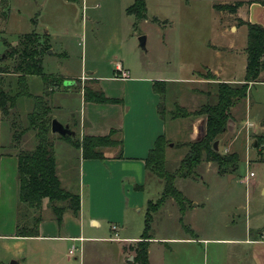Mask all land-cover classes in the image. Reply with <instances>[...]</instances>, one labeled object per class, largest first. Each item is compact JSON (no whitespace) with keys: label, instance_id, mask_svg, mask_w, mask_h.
Wrapping results in <instances>:
<instances>
[{"label":"rangeland","instance_id":"rangeland-1","mask_svg":"<svg viewBox=\"0 0 264 264\" xmlns=\"http://www.w3.org/2000/svg\"><path fill=\"white\" fill-rule=\"evenodd\" d=\"M146 1L147 17L140 18L127 12L133 0H1L0 55H5L9 45L18 43L20 34L36 32L47 41L50 49L43 56L44 73L64 78L63 84L57 86L52 96H48L54 116L62 123H67L71 114L77 118L84 114L82 89L88 85L96 86L87 77L100 79L97 82L100 88L101 84L109 89L120 87L121 82L110 81V77L120 74L118 64L126 71L130 70L132 75L194 79L187 84L166 80L169 89L165 96V112L170 139L166 157L168 168L173 170L188 150L183 144L204 134L206 116L173 119L171 113L177 111L178 106H184L191 112L207 101L200 90H215L214 86H210L212 83L201 81L208 77V68L222 79L243 78L248 36L246 29H240L238 11L229 13L215 6L236 0ZM232 26L234 29H231ZM143 36L145 46L141 45L140 38ZM4 59L7 60V57ZM11 63L9 59L0 65ZM0 77L6 90H18L16 75L2 74ZM28 84L32 94H43L45 83L42 76H29ZM251 101L253 108H250ZM33 106L32 97H22L15 109L4 117L2 142L6 151H12L13 129L20 131L25 127L27 114ZM232 112L235 118L230 119L228 131L218 141L221 153L238 154L237 169L221 174L215 162L203 161L193 175L178 177L176 185L192 201V205L183 214L179 203L174 198H168L153 213L152 235L244 237L250 228L252 235L257 231L264 233V134L257 128L264 122V83L254 85ZM11 122L15 126L13 129ZM194 122L202 128H196L201 135L198 138L190 136ZM250 128L253 129L247 136L246 130ZM76 133L80 137L81 130L76 129ZM54 134L58 173L64 185L71 188L73 182L79 181L76 162H70L71 153L77 149L60 139V134ZM36 144V133L29 130L21 137L17 147L32 149ZM259 144L261 146L258 147ZM250 172H254L255 176H250ZM144 189L139 210L132 209L128 213L130 234L142 232L148 201L160 198L163 182L151 176ZM47 201H44L45 215L52 212ZM197 204H200L199 207H196ZM107 236L110 237L109 234ZM107 243L112 249V243L107 241L99 242V246L104 247ZM85 244L88 245L89 255L91 242L86 241ZM196 246L198 249L194 250L191 264H238L239 254L247 252L249 245L211 243L206 250L201 247L203 245ZM14 247L21 250L22 245L1 240V259L8 261ZM67 250L68 246H65V253ZM179 251L180 255L173 253L166 256L168 264H185L188 249L179 248ZM151 255L155 264L165 260L158 243L152 245ZM76 256L78 258L71 260L80 264V253L76 252Z\"/></svg>","mask_w":264,"mask_h":264},{"label":"crops","instance_id":"crops-1","mask_svg":"<svg viewBox=\"0 0 264 264\" xmlns=\"http://www.w3.org/2000/svg\"><path fill=\"white\" fill-rule=\"evenodd\" d=\"M262 1L264 0H255L250 4L242 5L238 9V17L264 26V4L261 3ZM240 29L247 31L245 25H242ZM117 70L120 74L110 77V81L121 82L120 87L109 89L101 84V88L108 97L122 101L99 103L86 101L82 96L84 114L79 118L71 114L67 123L64 124L73 126L75 130L71 128L75 132L76 129H80V137L85 134L105 135L112 129H122L124 156L117 158L115 157V149H108L105 159H87L83 158L81 149L75 147L77 151L71 153L70 162H76L75 167L79 173L80 215L75 216L69 211L65 212L63 223L59 226L53 213L48 214L47 212L40 224L38 236L20 237L16 235L19 191L18 159L16 151L8 152L3 145V117L0 111V241L6 240L9 243H14V245H22L21 250L14 247L10 252L8 261L0 257V264H11V260L17 264H77L71 260L73 257L78 258L76 252H79L81 256L80 264H129V261L134 259L131 245L141 239L145 219L142 232L137 233L135 231L130 234L128 213L132 209L139 210L143 203V192L146 190L137 189L135 185L145 186L147 184L145 159L160 135L167 134L169 136V126L158 113L161 96L154 90V82L164 79L165 81L187 84L194 79L132 75L131 71H126L121 64L117 65ZM208 71L212 72L210 68ZM245 74L243 78L239 79H222L218 74L214 73L213 75L217 78L215 81L240 83L244 81ZM87 78L100 80L91 76ZM201 81L209 82L211 79L205 78ZM262 83L264 81L256 84ZM181 104L185 105L184 102ZM250 108H253L252 101ZM263 125L264 122H261L257 128L264 134ZM193 128L194 130L190 132L191 138L200 137L201 135L199 132L197 133L196 128L199 130L202 128L197 127L195 122ZM253 128L246 130L247 136ZM66 143L70 145L68 142ZM256 146L257 144H255ZM199 205L197 204L196 207ZM186 212H188V208L185 214ZM113 223L119 225L118 239L115 238V233L111 228ZM86 241L91 242L89 255ZM102 241L111 242L113 248L109 249L110 245L107 243V249L104 250L106 246H99V242ZM154 243H158L163 259L165 257L161 264H168L167 257L170 254L178 253L180 255L179 248L188 249L185 264H191V260L194 258V250L198 249L196 245H203L201 247L206 250L211 243L249 245L247 252L239 254L241 258L238 264H264V233L257 231L256 234L252 235L251 228L247 230L244 237L213 238L181 234L156 237L153 235L149 246V257L152 264H155L151 255V247ZM65 246H68L67 253H65ZM61 247L63 248L62 251L60 250ZM73 248H77L75 253L70 252ZM132 256L133 259H131Z\"/></svg>","mask_w":264,"mask_h":264},{"label":"trees","instance_id":"trees-1","mask_svg":"<svg viewBox=\"0 0 264 264\" xmlns=\"http://www.w3.org/2000/svg\"><path fill=\"white\" fill-rule=\"evenodd\" d=\"M255 0H236L233 3H220L215 5L220 11L236 13L242 5L252 3ZM264 4V1L261 2ZM127 12L135 14L140 18L147 17V1L133 0L127 8ZM241 25L247 28L248 43L246 47L247 65L243 82L233 83L227 81H215V76L208 71L211 79L208 83L214 86L212 90H200L205 94L207 101L202 103L197 110L188 111L181 106L172 112L173 119L185 118L187 116H206V128L204 134L197 140L185 142L187 152L175 169H169L167 165V148L170 139L167 134L160 135L154 147L150 150L146 162L148 178L158 177L163 182V192L158 200L148 201L145 215V226L142 237L131 245L134 260L130 264H152L149 257L150 240L154 212L158 211L168 198H174L180 205L184 214L192 201H189L184 193L177 187L178 177L186 178L193 175L196 167L203 161L215 162L221 174L227 173L229 169H237L240 160L237 153L223 154L219 148H215V141L228 130V123L235 118L232 109L240 101L248 96L251 86L257 82L264 81V26L259 23L246 21L240 18ZM50 49L47 41L36 32L20 34L18 43L5 50L4 56L0 55V64L11 60V64L0 65V75L14 74L17 76L18 90L12 92L6 90L2 85L0 77V111L2 117L8 116L15 109L22 97H32L34 106L27 114V124L20 131L13 129L12 151H16L18 159V205H17V228L16 235L20 237H33L39 235L41 222L45 218L44 201L51 209L53 216L59 226L63 223L64 213L69 211L75 216L80 215L81 194L79 183L73 182L69 188L64 185L58 173V161L54 133L52 132V120L56 118L53 114V106L48 99L64 82V78L48 76L43 69V56ZM5 56L7 60L4 59ZM32 75L42 76L45 87L43 94L34 95L29 90L28 77ZM97 80L93 79L95 87L85 86L83 90L86 101L99 103H114L122 101L117 98L108 97L102 88L97 86ZM55 85V86H54ZM213 88V87H212ZM169 82L156 80L154 90L160 94L161 100L158 104L159 116L167 122L165 96L168 93ZM17 121V120H16ZM17 124V122H16ZM14 126V127H13ZM29 130H34L37 144L32 149L18 148L21 137ZM70 145L81 149L83 158L105 159L108 149L115 151V157L124 156V139L122 129H112L105 135H88L82 137L75 135H60ZM260 143V142H259ZM261 144L258 145V147ZM264 146H262L263 148ZM77 166V165H76ZM77 175H79L77 170ZM79 178V177H78ZM79 180V179H78ZM135 188L144 190V185H135ZM183 221V220H182ZM186 229L191 228L185 225Z\"/></svg>","mask_w":264,"mask_h":264},{"label":"water","instance_id":"water-1","mask_svg":"<svg viewBox=\"0 0 264 264\" xmlns=\"http://www.w3.org/2000/svg\"><path fill=\"white\" fill-rule=\"evenodd\" d=\"M140 40H141V45L145 46V36L141 37ZM67 84L71 85L72 82H67ZM52 132L53 133H58V134L63 135V136H65V135H75L76 134V132L69 125L62 123L57 118H54L52 120ZM214 145H215V148L218 149L219 148V141L216 140ZM131 259H133V256H132ZM11 264H17V263L13 260L11 262Z\"/></svg>","mask_w":264,"mask_h":264},{"label":"built area","instance_id":"built-area-1","mask_svg":"<svg viewBox=\"0 0 264 264\" xmlns=\"http://www.w3.org/2000/svg\"><path fill=\"white\" fill-rule=\"evenodd\" d=\"M250 176H254V172H250ZM111 228H112V230H113V232L115 233V238H119V233H118V231H119V225L118 224H116V223H113L112 225H111ZM76 250H77V248H73L70 252L71 253H75L76 252Z\"/></svg>","mask_w":264,"mask_h":264}]
</instances>
